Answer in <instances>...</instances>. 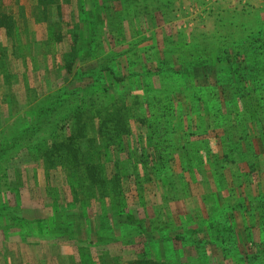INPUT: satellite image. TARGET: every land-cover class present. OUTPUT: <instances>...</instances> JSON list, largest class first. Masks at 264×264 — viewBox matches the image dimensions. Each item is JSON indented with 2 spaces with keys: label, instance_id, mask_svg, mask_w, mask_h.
I'll return each mask as SVG.
<instances>
[{
  "label": "rangeland",
  "instance_id": "rangeland-1",
  "mask_svg": "<svg viewBox=\"0 0 264 264\" xmlns=\"http://www.w3.org/2000/svg\"><path fill=\"white\" fill-rule=\"evenodd\" d=\"M0 264H264V0H0Z\"/></svg>",
  "mask_w": 264,
  "mask_h": 264
},
{
  "label": "trees",
  "instance_id": "trees-1",
  "mask_svg": "<svg viewBox=\"0 0 264 264\" xmlns=\"http://www.w3.org/2000/svg\"><path fill=\"white\" fill-rule=\"evenodd\" d=\"M119 124L121 125L122 122H120ZM73 140H74V138L69 139V141L71 143L66 142V141L61 142V144H59L57 142L53 143V145H52L53 148L51 150L52 156L54 157V155L56 153L54 151L63 152V154L60 155L59 157H64V159H62V160L65 162H68V168H73V169L77 168L78 170H81V171H83V169H85L86 174L88 172L90 175H93L92 169L94 168V165L93 164H86V162H87L86 159L84 157L83 158L79 157V152H77V149L72 144ZM66 147L68 150H66ZM64 151H65V153H64ZM49 161H50V164H52V159H50ZM86 165H87V167H86Z\"/></svg>",
  "mask_w": 264,
  "mask_h": 264
}]
</instances>
